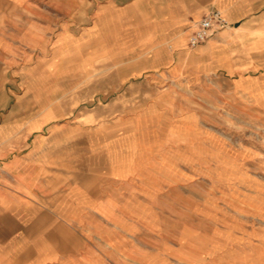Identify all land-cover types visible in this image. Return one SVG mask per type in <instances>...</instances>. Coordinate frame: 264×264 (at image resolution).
<instances>
[{
    "label": "crops",
    "instance_id": "1",
    "mask_svg": "<svg viewBox=\"0 0 264 264\" xmlns=\"http://www.w3.org/2000/svg\"><path fill=\"white\" fill-rule=\"evenodd\" d=\"M107 2L151 12L144 55L177 49L264 108V0H0V264H264L262 225L200 191L201 116H52L103 53ZM212 9L230 25L190 47Z\"/></svg>",
    "mask_w": 264,
    "mask_h": 264
},
{
    "label": "rangeland",
    "instance_id": "2",
    "mask_svg": "<svg viewBox=\"0 0 264 264\" xmlns=\"http://www.w3.org/2000/svg\"><path fill=\"white\" fill-rule=\"evenodd\" d=\"M107 6V13L100 12L107 14L103 44L94 39L90 46L102 44L103 53L94 55L86 73L74 75V88L55 91L52 116H86L90 124L105 116H201L202 166L211 170V184L200 191L224 194L227 199L219 203L232 210L227 213L231 221L241 218L243 225L260 224L264 230V108L237 95L225 76L179 60L177 49L157 59L152 52L144 55L153 31L149 10ZM98 12L89 9L90 23ZM256 44L261 48L264 41ZM232 193L249 194V200H232Z\"/></svg>",
    "mask_w": 264,
    "mask_h": 264
},
{
    "label": "built area",
    "instance_id": "3",
    "mask_svg": "<svg viewBox=\"0 0 264 264\" xmlns=\"http://www.w3.org/2000/svg\"><path fill=\"white\" fill-rule=\"evenodd\" d=\"M229 25L230 22L219 9H212L197 21L188 36V44L190 47H195L208 40L217 29Z\"/></svg>",
    "mask_w": 264,
    "mask_h": 264
}]
</instances>
